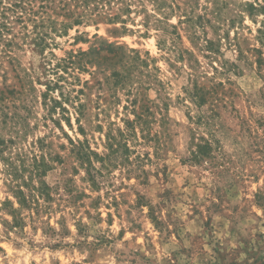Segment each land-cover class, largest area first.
Returning a JSON list of instances; mask_svg holds the SVG:
<instances>
[{"label": "rangeland", "instance_id": "rangeland-1", "mask_svg": "<svg viewBox=\"0 0 264 264\" xmlns=\"http://www.w3.org/2000/svg\"><path fill=\"white\" fill-rule=\"evenodd\" d=\"M125 3L124 24L60 35L46 19H64L50 12L34 27L36 8L0 18V264H264V63L253 52L264 0ZM42 32L46 47L32 42ZM194 87L213 92L203 106ZM136 114L145 123L130 157L145 175L116 168L91 191L69 140L106 154V136ZM199 136L213 159L192 164ZM40 155L50 207L22 211L24 228L10 229L5 173L28 178Z\"/></svg>", "mask_w": 264, "mask_h": 264}, {"label": "trees", "instance_id": "trees-1", "mask_svg": "<svg viewBox=\"0 0 264 264\" xmlns=\"http://www.w3.org/2000/svg\"><path fill=\"white\" fill-rule=\"evenodd\" d=\"M113 3H115L114 5L116 6L118 4L120 5V8L116 12H112L111 5ZM121 6H126V9H123ZM35 8L37 11L32 13L33 16L38 12H41L40 14L42 15L40 18L41 20L31 21L34 23L35 28L42 24L44 16H48L49 12L54 14V16H60L64 19L59 24L57 21L50 20L49 17L46 19L51 22L50 32L59 35L65 34L66 31L73 26H79L88 22L94 23L103 20L108 23L119 22L120 24H124L125 20L122 19V17L126 15L125 13H129V8L125 0H0V18L6 21L10 17H13L15 21L21 22L22 16H26L28 13L30 14ZM248 9L250 12L256 10L252 5H248ZM260 9L263 10V8ZM7 14L10 15L8 19L6 18ZM198 20L201 21L202 19L198 18ZM5 26H7L5 22L0 24V28H5ZM57 26H59V29H57ZM256 32V41L260 48L253 49V52L258 55L255 59V64L259 69L264 63L261 52L262 48H264V21L260 22ZM48 36L49 34L45 32L37 33L32 39V42L35 45L44 43L43 47H46L48 44L45 40ZM204 48L209 53H219L218 50H213V43L210 40H205ZM209 92L208 89L194 87L192 97L195 99V103L198 107L203 106L205 100L213 94V92ZM144 123L143 116L141 114H136L134 121L126 122L123 130H117L116 136H106V154L100 155L94 152L86 144V141L73 142L69 140V152L73 155L78 168L83 170L85 177L82 180L87 183L91 191L97 192L102 185L101 178H104L105 174H109L113 169L128 168L131 166V170L127 169V171H132L133 166H135L137 170H140V167L144 163L140 155L136 154L133 159L130 156L134 154V147L137 144L139 145L138 139L140 138L136 137V126L139 125V127H141L142 133V126ZM79 129L82 131L81 128ZM141 139H148V136L141 134ZM197 140L198 143L189 151L188 162L200 164L213 159L212 151L214 148L211 140L201 136H199ZM158 149V147H154L155 157L158 156ZM144 158L146 159L145 162H151L148 156L144 155ZM32 166L33 172L30 173L28 178H23L21 176V172H24V170L21 171L15 168L5 173L7 176L5 185L11 192L14 202L5 200L1 204V210H5L7 216L10 218L8 226L13 230H22L24 228L25 218L21 214L22 211L26 210L38 215L41 208L49 209L53 199L50 193L52 188L43 180L46 172L50 170V166L47 164L45 157L41 155L39 158L34 157L32 159ZM74 172L76 173L77 170H74ZM138 173H140L137 175L138 177H140V175H145L143 170H140ZM68 183L67 181L65 184L67 185ZM24 189L29 192L28 195L24 193ZM79 196L86 198L84 193L79 194Z\"/></svg>", "mask_w": 264, "mask_h": 264}]
</instances>
